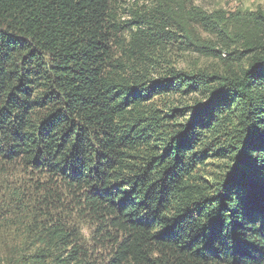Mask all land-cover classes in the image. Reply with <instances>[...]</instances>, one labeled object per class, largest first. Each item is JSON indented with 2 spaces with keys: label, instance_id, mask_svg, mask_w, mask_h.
Wrapping results in <instances>:
<instances>
[{
  "label": "trees",
  "instance_id": "16d2710c",
  "mask_svg": "<svg viewBox=\"0 0 264 264\" xmlns=\"http://www.w3.org/2000/svg\"><path fill=\"white\" fill-rule=\"evenodd\" d=\"M112 1L0 0V176L44 177L9 192L34 240L6 261L264 264V13L231 29L202 18L234 45L213 55L224 73L130 80L111 62ZM174 93L202 99L181 124L149 104ZM219 151L228 165L207 182L198 169ZM85 219L111 247L97 262L79 243Z\"/></svg>",
  "mask_w": 264,
  "mask_h": 264
},
{
  "label": "rangeland",
  "instance_id": "374dc122",
  "mask_svg": "<svg viewBox=\"0 0 264 264\" xmlns=\"http://www.w3.org/2000/svg\"><path fill=\"white\" fill-rule=\"evenodd\" d=\"M258 11L264 13V0H113L108 14V22L116 30L111 41V62L120 63L125 69L124 76L130 80L135 74L155 81L169 78L172 73H224L227 68L224 61L213 55L225 59L227 49L224 44H229L230 50L234 45L218 36L212 25H205L207 21L202 23V18L214 20V27L225 24L231 29L236 15ZM137 45L140 46L138 50ZM200 102L199 94L184 96L174 93L156 96L149 104L168 115L175 109L174 123L181 124L191 114L189 108ZM215 141L213 150L222 147L220 141ZM207 154L209 157L198 169V175L207 182H213L224 174L228 162L223 151ZM7 173L5 171L0 176V264H8L6 260L12 252H25L34 240L31 237L24 243L23 232L28 216L22 211L26 207L22 211L7 208L10 190L20 187V192H24L27 187L32 194L30 184L44 180L43 176L29 175L14 167H9ZM61 197L68 198L64 192ZM27 205L29 210L36 206L32 201ZM38 206L42 209L41 205ZM56 215L58 213L54 212L52 218ZM75 223L79 230V243L93 254L94 262L111 253L110 244L102 248L95 244L96 225L92 221L85 219Z\"/></svg>",
  "mask_w": 264,
  "mask_h": 264
}]
</instances>
